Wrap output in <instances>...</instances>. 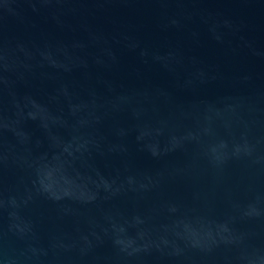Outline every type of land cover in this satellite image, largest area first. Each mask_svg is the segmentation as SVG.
I'll return each mask as SVG.
<instances>
[{
	"label": "water",
	"instance_id": "95a60500",
	"mask_svg": "<svg viewBox=\"0 0 264 264\" xmlns=\"http://www.w3.org/2000/svg\"><path fill=\"white\" fill-rule=\"evenodd\" d=\"M0 264H264V0H0Z\"/></svg>",
	"mask_w": 264,
	"mask_h": 264
}]
</instances>
